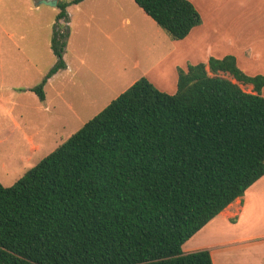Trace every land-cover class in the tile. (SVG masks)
<instances>
[{
    "label": "trees",
    "instance_id": "trees-1",
    "mask_svg": "<svg viewBox=\"0 0 264 264\" xmlns=\"http://www.w3.org/2000/svg\"><path fill=\"white\" fill-rule=\"evenodd\" d=\"M134 1L173 40L202 23L190 0ZM64 37L56 24L41 100L66 66ZM263 86L233 55L178 68L175 93L135 81L12 186L0 181V264H213L183 245L264 175Z\"/></svg>",
    "mask_w": 264,
    "mask_h": 264
},
{
    "label": "rangeland",
    "instance_id": "rangeland-1",
    "mask_svg": "<svg viewBox=\"0 0 264 264\" xmlns=\"http://www.w3.org/2000/svg\"><path fill=\"white\" fill-rule=\"evenodd\" d=\"M72 1L57 0L68 3L67 20L57 21V5H37L38 0H0V181L6 187L131 84L146 77L156 56L147 34L138 30L136 23L152 19L133 0H129L131 7L124 3V10L119 12L108 10L101 0ZM126 18L132 23L127 24ZM56 24L65 34L66 66L47 79L43 85L45 99L41 100L34 89L58 60L51 47ZM190 60L189 64L195 62ZM175 84L177 89V79ZM241 231L242 227H237L236 233ZM210 239L203 230L183 249L188 252L209 240L199 247L210 250ZM220 244L218 251L225 257L228 242Z\"/></svg>",
    "mask_w": 264,
    "mask_h": 264
},
{
    "label": "crops",
    "instance_id": "crops-1",
    "mask_svg": "<svg viewBox=\"0 0 264 264\" xmlns=\"http://www.w3.org/2000/svg\"><path fill=\"white\" fill-rule=\"evenodd\" d=\"M190 1L200 13L202 23L184 39H171L150 16L152 21H136L138 30L145 31L146 39L156 52L146 78L159 90L173 93L178 68L186 69L190 58L196 64L207 63L210 57L222 58L226 55H233L246 74L264 76V0ZM101 3L108 10L117 12L124 10V3L131 7L129 0H101ZM125 21L132 23L130 18ZM143 21L148 23L146 27ZM218 74L237 82L228 73L219 71ZM237 83L243 90L255 93L252 84ZM260 94L264 96V86ZM237 227H242V231L236 233ZM203 230L211 236L213 264H264V175L195 235ZM218 232H222L223 237ZM222 238L229 245L226 258L218 251L221 250L220 243L225 242L221 241ZM208 243L209 240H205L199 246ZM199 246L187 251L199 250Z\"/></svg>",
    "mask_w": 264,
    "mask_h": 264
},
{
    "label": "water",
    "instance_id": "water-1",
    "mask_svg": "<svg viewBox=\"0 0 264 264\" xmlns=\"http://www.w3.org/2000/svg\"><path fill=\"white\" fill-rule=\"evenodd\" d=\"M38 3L40 4H46V5H57V0H38Z\"/></svg>",
    "mask_w": 264,
    "mask_h": 264
}]
</instances>
